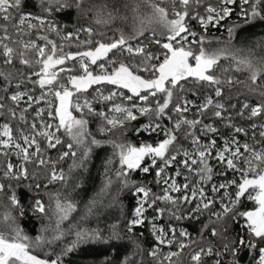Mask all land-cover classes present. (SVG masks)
Segmentation results:
<instances>
[{
    "label": "snow or ice",
    "instance_id": "obj_1",
    "mask_svg": "<svg viewBox=\"0 0 264 264\" xmlns=\"http://www.w3.org/2000/svg\"><path fill=\"white\" fill-rule=\"evenodd\" d=\"M118 2L40 0L41 13L34 16L25 11L28 0H0V64L10 69L0 68V117L5 113L9 117L0 122V155L14 154L20 159L19 165L7 160L3 175L27 178L31 164L45 170L48 184L66 185L74 172L87 170L93 147L108 144L112 155L104 162L102 185L85 205L81 220L104 207L106 198L115 203L123 189L132 188L136 198L125 238L115 224L108 236L99 228L86 229L79 223L65 229L64 222L77 210V203L60 192L49 193L55 203L51 215L41 199L32 205L33 214L48 221L33 237L13 215V209L24 215L13 193L8 197L11 207L0 212V264H64V258L80 245L111 246L113 242L132 246L120 261L131 264L143 252L135 229L146 225L154 240L148 255L156 264H179L173 258L185 249H191L192 264H205L204 257L213 256L214 264H223V253L211 242L201 246L186 228H177L179 222L198 219L205 212H210L212 225L242 218L244 234L225 243L224 252L230 251L235 258L240 250H248L253 254L250 264H264V83L260 82L264 80V55L257 56L253 48L246 55L240 54L242 49L231 50L237 29L264 22V0H171L170 9L158 0H128L123 15ZM142 5L151 9L150 14L141 12ZM70 9L89 22L61 35L59 25L50 18ZM234 13L243 24L227 28L228 47L209 52L206 44L210 41L194 31L190 21L207 33ZM129 19L130 32L112 26L117 20L126 23ZM154 25L162 26L163 31L157 32ZM147 31L151 36L145 35ZM34 32L36 38L32 39ZM46 33H56L69 42V49L76 50H65V44H58ZM256 44L264 49V38ZM222 57L235 61L236 72L249 73L246 87L259 94V103L250 104L245 98L238 107L225 101V89L244 82L215 74ZM17 62L27 73L15 67ZM189 80L207 85L210 94L192 91L195 98L190 99L184 87ZM97 117L99 133L112 136L123 132L114 139H97L89 130L90 120ZM141 118L146 121L135 133L156 139L137 145L125 140L124 133ZM222 128L230 131L224 134ZM241 137L247 139L242 142ZM52 151L58 152L55 158ZM68 158L72 163L65 171L61 165ZM114 161L118 167H113ZM137 171L154 173L159 192L132 180ZM116 183L119 189L113 194ZM40 187L37 183L36 188ZM2 191L4 185L0 184ZM244 198L255 207L237 213L235 209ZM160 203L164 207H158ZM208 228L205 224L201 232ZM70 233L74 239L57 252L54 246ZM220 236L212 226L211 237ZM172 246L177 250L163 251ZM104 264H111L110 259L106 257ZM232 264H237L235 259Z\"/></svg>",
    "mask_w": 264,
    "mask_h": 264
},
{
    "label": "trees",
    "instance_id": "obj_2",
    "mask_svg": "<svg viewBox=\"0 0 264 264\" xmlns=\"http://www.w3.org/2000/svg\"><path fill=\"white\" fill-rule=\"evenodd\" d=\"M108 2L111 4L113 0H108ZM127 2L128 0H119L118 2L117 6L120 8V13L122 15L126 12L123 5ZM158 2H160L162 7H166L169 9L171 8V0H158ZM25 11L31 12L34 16L39 15L41 13L40 0H28V6ZM200 11L202 12L203 9H201ZM141 12L143 14H150L151 9L148 8L147 5H142ZM127 14L131 18V12H127ZM50 19H53L59 25L61 29V35L68 31H74L81 25H87L89 22L87 19L78 17L75 9L65 10L64 14L60 16H53ZM233 24L242 25L243 20L238 19L232 22H228L226 27L228 28ZM190 25L194 31L206 35L207 40L210 41V43L206 44V48L209 52L228 47L229 36L227 30L221 31V33H212L214 34L212 36V34L209 33H202L196 21H190ZM112 26L123 27L126 32H130L131 19H129V21L126 23L117 20ZM93 27L97 26L93 25ZM154 27L156 28L157 32L163 31V28L160 25H154ZM98 30L102 29L98 28ZM46 34H48L49 38L55 40L58 44H65V50H76L75 47H71L69 49V42L63 41L61 37L56 33ZM109 35H111L110 32ZM145 35L151 36V31H147ZM31 38H36L35 32L31 34ZM262 38H264V22H254L251 26H246L236 30V33L232 38L231 50L234 51L235 49H242L243 51L240 54L246 55L248 49L253 48L255 49L257 56L264 55V49L257 47L256 44V42L260 41ZM39 42L43 43V41ZM153 48L154 50H159L158 46L156 45H153ZM15 67L25 73H27L28 71L27 68L19 65L18 62ZM0 68H4V70L6 71L10 70L2 64H0ZM225 69H228V71L226 72ZM215 74L224 79L231 75L234 78L244 82L243 84H236L232 86L231 89L226 88L224 93L225 101L230 100L231 104H237L238 107V102L242 103L245 98H247V101L253 105L261 101V97L258 93H252L246 87V85L250 83V81L248 80L249 73H247L246 71L236 72L235 61L231 60V58L222 57L215 69ZM260 82L264 83V80H261ZM184 87L186 90H188V96L190 99L195 98L191 96L192 91H196L202 95L210 94L207 85H200L194 80H189L188 82H186ZM37 94L39 93L37 92ZM7 103L11 104V101H8ZM189 115L191 116V114ZM7 119H9V117L7 116V113H5L2 117H0V122H3ZM145 121L146 118H141L138 121L132 122L128 126L127 132L124 133V139L137 145L141 141H154L156 139L155 136L150 137L144 133H141L139 135L135 133V128ZM99 125L100 120L98 117L92 118L90 120L89 130L93 133V135L96 136L97 139H114L120 135V132H123V130H120V132H116L112 136H105L98 132ZM222 131L224 132V134H227V131L230 130H224L222 128ZM249 135H251V133H249ZM244 139L247 138L241 137L242 142ZM67 142V139H65V143ZM50 155L55 158L58 155V152L52 151ZM111 155L112 148L108 144H102L99 147H93L90 160L87 163V170L79 169L74 172L68 184L66 185L61 184L60 182L48 184L45 170L37 169L34 165L31 164L27 166V178H17L15 176L5 177L3 173L8 157L0 155V184L4 185V191L0 192V212H3L6 208L11 207L8 201V197L15 193L18 200L20 201L21 206L24 209V215L20 216L19 209H13V215L17 217V222L24 229L25 233L34 237L38 234L41 225L47 224L48 221L47 219L41 217L39 213L33 214V203L36 199H41L46 207L50 209L49 214L51 215V212L54 211L55 203L54 200H51L49 198V193L60 192L63 196H70V198L77 203V210L71 214L68 221L64 222L63 227L65 229H68L70 225L79 223V226L82 228H99L101 231H103L105 236H108L111 232V226L115 224L120 235L127 238V222L131 218L133 209L136 206V198L133 195L134 190L132 188H127L120 191L119 198L115 203H111V197L106 198L104 200V207L98 209L96 214L87 217V219L81 220V217L84 215L85 205L102 185V181L104 179V162ZM71 163L72 159L68 158L65 162L62 163L61 167H63L64 170L67 171L68 166ZM113 167H118V162L114 161ZM153 177L154 173L151 175H144L143 173L137 171L132 173L131 179L136 181L137 184L143 183L150 186L154 192H159V189L156 187ZM37 183L41 185L39 189L36 188ZM77 183L80 184V187L78 188L75 187ZM118 189L119 184H114L112 187V193L116 194ZM157 206L164 207V204L160 203ZM216 207L218 208L219 205H217ZM254 207V202L244 198L241 204L236 207L235 211L238 213L240 211L250 210ZM215 210L216 209L214 208L211 211ZM152 214L153 213L151 211L148 212L149 216H151ZM209 216L210 212H205L203 215L199 216L198 219L184 220L179 222L177 228H186L190 233L192 240L197 241L201 246H207V244L211 242L214 245L215 250L223 253L220 257V259L223 261V264H232L233 259L236 260L237 264H250L253 259V254L248 250H240L236 253L235 258L230 251L224 252L225 243L231 244L238 234H244V232L242 231V226L244 224L243 219L240 218L237 220H232L231 218H228L225 219L222 223H216L215 225H212L210 224ZM212 219L214 220V218ZM166 221L167 217H165V220L163 222ZM205 224H209V228L202 233L201 229L204 228ZM212 226L217 227L218 231L221 232L220 237H211ZM225 229H227V231H225ZM142 232L144 233V235L141 237L140 234ZM135 233L136 238L139 239L142 245L143 252L137 254L131 261V264H137V262H141V264H156V261L150 255H148V251L154 244V240L148 233L147 225L144 227H137L135 229ZM72 239H74V236L70 233L65 237L64 241L59 246H54L56 247L57 252H59L60 248H62L64 245L70 243ZM195 246L196 245H193V247ZM131 250L132 246L130 244L120 242H113L111 246L102 243L83 244L80 245L74 252L69 253V255L64 258V264H104L106 257L110 259L111 264H120V261L123 259V257L127 255ZM169 250L176 251L177 249L175 246H172L171 249L164 248L163 251L167 252ZM44 251L49 250L45 249ZM190 251L191 249H185L184 253L180 257H174L173 259L178 260L179 264H192L190 256L188 254ZM40 255L43 257L44 253L41 252ZM215 259V256L211 258L204 257L205 264H214Z\"/></svg>",
    "mask_w": 264,
    "mask_h": 264
},
{
    "label": "built area",
    "instance_id": "obj_3",
    "mask_svg": "<svg viewBox=\"0 0 264 264\" xmlns=\"http://www.w3.org/2000/svg\"><path fill=\"white\" fill-rule=\"evenodd\" d=\"M239 8L237 7L236 11L238 12ZM239 18L237 17V15L234 13L232 15V17L230 19H227L225 22L222 23V26L217 27V28H209V30L207 31L209 34L212 33H221V31H226L227 30V23L231 22V21H235L238 20ZM218 31V32H217Z\"/></svg>",
    "mask_w": 264,
    "mask_h": 264
},
{
    "label": "rangeland",
    "instance_id": "obj_4",
    "mask_svg": "<svg viewBox=\"0 0 264 264\" xmlns=\"http://www.w3.org/2000/svg\"><path fill=\"white\" fill-rule=\"evenodd\" d=\"M239 11V10H238ZM239 20H241L240 18H239ZM34 22V21H33ZM232 22V21H231ZM198 27H199V25H198ZM208 33V32H207ZM214 34H212V36H213ZM8 160H10L13 164H16V165H19L20 164V159L18 158V157H16L14 154L13 155H10L9 157H8Z\"/></svg>",
    "mask_w": 264,
    "mask_h": 264
}]
</instances>
